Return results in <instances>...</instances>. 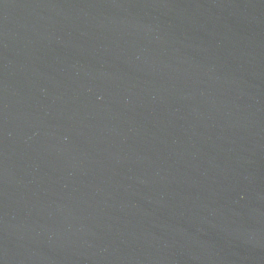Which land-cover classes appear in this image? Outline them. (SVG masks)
I'll return each instance as SVG.
<instances>
[{"label":"water","instance_id":"water-1","mask_svg":"<svg viewBox=\"0 0 264 264\" xmlns=\"http://www.w3.org/2000/svg\"><path fill=\"white\" fill-rule=\"evenodd\" d=\"M0 264H264V0H0Z\"/></svg>","mask_w":264,"mask_h":264}]
</instances>
